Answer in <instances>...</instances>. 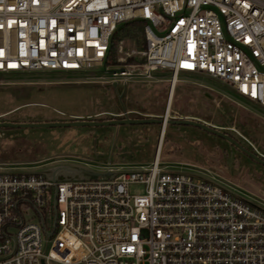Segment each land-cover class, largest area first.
I'll return each mask as SVG.
<instances>
[{"label":"built area","instance_id":"built-area-1","mask_svg":"<svg viewBox=\"0 0 264 264\" xmlns=\"http://www.w3.org/2000/svg\"><path fill=\"white\" fill-rule=\"evenodd\" d=\"M135 19L145 46L116 57V80L165 69L172 91L181 71L203 73L264 107V0H0V72L105 66ZM162 144L150 166L108 177L0 172V264H264V209L165 171Z\"/></svg>","mask_w":264,"mask_h":264},{"label":"rangeland","instance_id":"rangeland-1","mask_svg":"<svg viewBox=\"0 0 264 264\" xmlns=\"http://www.w3.org/2000/svg\"><path fill=\"white\" fill-rule=\"evenodd\" d=\"M141 28V23L118 28L112 47L116 57L126 58V52L143 49ZM119 68L120 64L108 63L77 72H0V121L74 120V114L98 112L87 119H121L123 111L130 109L167 113L172 71L157 70L147 82L139 78L125 82L112 76ZM169 104V119L193 116L213 123L248 150L264 156V107L230 85L207 74L181 71ZM133 115L146 117L128 116ZM161 128V123L0 127V172L45 173L76 166L105 173L109 168L148 167L157 154ZM159 156L165 171L208 179L264 209V165L229 140L197 126L168 123Z\"/></svg>","mask_w":264,"mask_h":264},{"label":"water","instance_id":"water-1","mask_svg":"<svg viewBox=\"0 0 264 264\" xmlns=\"http://www.w3.org/2000/svg\"><path fill=\"white\" fill-rule=\"evenodd\" d=\"M116 85V83H115ZM145 123H161L162 125L168 123L175 124H188L202 128L207 132L220 136L229 140L232 144L240 148L243 152L248 154L251 158L257 162L264 165V156L259 155L253 151L248 150L239 142H237L233 137H231L226 132L220 130L219 128L207 124L206 122L189 119V118H173L165 120V117H144V118H130L125 116L121 119H107V120H90V119H75L68 121H46V122H16V121H0V127H13V128H33V127H68V126H110V125H121V124H145ZM52 178L55 179H66V178H97L100 176L108 177L110 173H100L95 171H90L85 168H80L76 166H64L60 169L53 168L45 172Z\"/></svg>","mask_w":264,"mask_h":264},{"label":"crops","instance_id":"crops-1","mask_svg":"<svg viewBox=\"0 0 264 264\" xmlns=\"http://www.w3.org/2000/svg\"><path fill=\"white\" fill-rule=\"evenodd\" d=\"M156 74V71H154V75ZM140 80V79H139ZM142 81V80H141ZM115 84V83H114ZM174 88H175V86H174ZM174 88H173V90L171 91L170 90V97H169V99H168V104H167V107H166V110H167V113L169 114V110H170V104H169V101L171 100V96H172V94H173V91H174ZM125 111V110H124ZM123 111V112H124ZM126 111H130V113L129 114H131V113H136V114H140V115H143V116H146V117H150V116H155V117H162V116H164V115H156V114H154V113H152V112H150V113H144V112H140V111H137V110H132V109H130V110H126ZM95 114H97V115H100L101 113L100 112H98V113H91V114H74L72 117L73 118H76V119H87V118H92L93 116H97V115H95ZM166 114V113H165ZM70 116V117H71ZM130 118H140V117H134V115L133 116H130ZM186 118H189V119H196L195 117H193V116H188V117H186ZM48 120V119H47ZM69 120V119H68ZM68 120H65V119H63V120H58V121H68ZM75 120V119H74ZM196 120H198V119H196ZM51 121H56V120H54V119H52ZM204 122H206V121H204ZM207 123V122H206ZM207 124H210V125H213V126H215V127H217L216 125H214L213 123L211 124V123H207ZM167 126V125H166ZM218 128V127H217ZM165 129H166V127L164 128V132H165ZM161 132H162V134H161ZM161 132H160V136H159V138L161 137V136H163V134H164V132L162 131V128H161ZM158 143H159V140H158ZM158 148V147H157ZM156 153H157V151H156ZM156 156V155H155Z\"/></svg>","mask_w":264,"mask_h":264},{"label":"trees","instance_id":"trees-1","mask_svg":"<svg viewBox=\"0 0 264 264\" xmlns=\"http://www.w3.org/2000/svg\"><path fill=\"white\" fill-rule=\"evenodd\" d=\"M137 23H139V24L141 23L142 24L141 30L144 31L143 27H144L145 21H143L141 19H135V20H132V21H129V22H125V23L121 24L119 28H125L128 25H133V24H137ZM116 33H117V31L115 32L114 37H115ZM113 45H114V38L112 40V47H113ZM128 61H135V58H129ZM108 63H117L116 56H115V51L113 50V48H112V55H111V58L108 61Z\"/></svg>","mask_w":264,"mask_h":264},{"label":"bare ground","instance_id":"bare-ground-1","mask_svg":"<svg viewBox=\"0 0 264 264\" xmlns=\"http://www.w3.org/2000/svg\"><path fill=\"white\" fill-rule=\"evenodd\" d=\"M170 102V101H169ZM163 132H164V130H163Z\"/></svg>","mask_w":264,"mask_h":264}]
</instances>
